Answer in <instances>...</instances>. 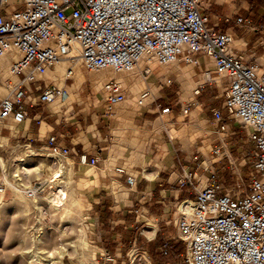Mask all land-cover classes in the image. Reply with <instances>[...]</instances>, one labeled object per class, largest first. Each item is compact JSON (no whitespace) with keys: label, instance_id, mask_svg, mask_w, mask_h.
I'll return each instance as SVG.
<instances>
[{"label":"built area","instance_id":"obj_1","mask_svg":"<svg viewBox=\"0 0 264 264\" xmlns=\"http://www.w3.org/2000/svg\"><path fill=\"white\" fill-rule=\"evenodd\" d=\"M5 2L0 0V5ZM234 23L250 26L242 16ZM232 38L230 31L210 24L201 0H21V8L0 13V59L10 57L9 73L18 79L0 99V124L8 120L21 124L27 119L26 105H47L63 96V88L40 82L64 60L68 61L67 81L77 66L114 72L143 67L150 73L153 64L197 66L201 57L210 58L214 69L204 74L224 86L223 107L247 130L255 149L253 174L247 192L239 185L226 190L212 175L207 185H195L192 198L179 201L176 227L186 245L185 263L264 264V67L235 53ZM30 84L39 92L36 97ZM101 90L109 108L125 100L123 85L116 78L105 81ZM148 95L145 91L141 96ZM168 112L169 107L161 110ZM213 113L221 119L219 110ZM51 150L58 156L68 154V149L56 145ZM219 151L217 147L215 153ZM79 159L90 164L98 160H88L84 153ZM3 174L2 197L7 189ZM194 176H186L181 186ZM43 191L41 182L24 189L33 199Z\"/></svg>","mask_w":264,"mask_h":264},{"label":"crops","instance_id":"obj_2","mask_svg":"<svg viewBox=\"0 0 264 264\" xmlns=\"http://www.w3.org/2000/svg\"><path fill=\"white\" fill-rule=\"evenodd\" d=\"M201 2L203 10L210 16V24L217 30L232 33L231 49L237 54L252 57L255 46L250 36L246 34L248 30L232 31L230 23L220 27L218 17L222 16L225 22H230L233 16H242L249 21V24L252 23L251 21L256 24V21H260L264 17V0H201ZM14 8H18V6L12 0H6L5 5H0V13L10 12ZM6 58V61H3L5 66L10 64V57ZM255 62L262 65L256 60ZM200 63L193 66L176 62L160 66L158 87L163 93L161 99L164 107H169L170 112L155 118V111L141 110V117L145 123L151 122L149 120L151 118L157 120L162 117L163 122L166 123L165 126H167V129L160 130L161 137H157V149L151 151L148 158H143L142 155L141 157L127 155L128 149L122 138L124 126H115L117 122H122L125 116H134V109L131 105H127L131 109L123 115L121 112H117V105L110 108L106 105L104 95L103 104L96 106L92 105L89 97L81 96L80 93L77 94L79 99L75 100L74 90L71 91L73 99L65 103L63 97L68 95L70 90L68 86L67 89L63 88L64 94L59 99L60 107L58 109L53 108L54 101L47 105H26L25 110L29 120L26 128L16 127V124L8 122L1 126L0 130L6 136H17L22 131L25 144L30 145L33 149H52L53 145L68 149V154L65 157L71 162V176H77L79 181L88 182L92 179L91 175L86 172L85 165L92 166L96 178L87 186V189L95 190L93 204L99 209L108 207L113 212L110 214L108 223L113 224L114 221L117 225L116 228L129 229L125 236L129 237L128 243L132 239L134 240L132 243H134L132 227L136 222L164 220L165 215L154 216V214H158L159 210L161 212V205L164 206L165 202L170 199L178 201L192 198L195 184L197 187L207 185L212 175L226 190H235V187L239 185L242 192H247L245 187H241V184L244 183L241 172L244 163L236 164L238 159L233 158L223 142L225 137L222 135L227 134L230 125H232L230 121H234L223 107L224 86L217 85L206 78L204 71L212 72L214 69L213 61L210 58L201 57ZM78 68L80 66H77ZM51 70H55V66ZM56 80V78L50 79L45 84L55 85ZM196 89H199L197 94L194 93ZM185 108H187V113H184ZM214 110L221 112V119L215 118ZM144 117L147 119L144 120ZM32 122L36 125L35 130L31 129ZM235 123L237 124L234 121L233 124ZM42 125H44L43 133H41ZM171 128L176 131V135H172ZM13 129L16 130V134L13 133ZM163 131L166 136L163 135ZM244 132L247 137V130L244 129ZM211 137L213 138L211 139ZM202 138L204 140L199 145L198 139ZM217 147H220V151L215 153ZM83 153L86 154L88 160L94 157L98 160L95 164L81 163L79 157ZM192 158L195 160V164L192 163ZM138 160H141L140 163L131 162ZM120 161L125 163L118 164ZM192 164L196 166L192 167ZM203 167L207 170H203ZM189 174L191 178L195 175V179L181 186V182ZM252 174L253 172L249 175ZM191 188L192 194H190ZM181 190L185 192H181ZM134 203L138 207L135 210L138 214L135 215V218L128 219L125 216L133 213L131 208ZM115 213H120L121 218L115 215V220H113ZM101 216L105 220L109 217H106V211L103 210ZM116 221H121L120 225L122 226H119ZM156 230L150 232L152 234L150 239L155 237ZM111 235L113 238V225ZM110 240L113 241V239ZM111 244L110 246L102 244L104 250L99 251V254L105 256L109 253L114 256L111 257L112 264H116L121 253L113 254V242ZM164 245L168 248L170 243L165 242ZM125 247L126 244L120 241L114 250Z\"/></svg>","mask_w":264,"mask_h":264},{"label":"rangeland","instance_id":"obj_3","mask_svg":"<svg viewBox=\"0 0 264 264\" xmlns=\"http://www.w3.org/2000/svg\"><path fill=\"white\" fill-rule=\"evenodd\" d=\"M12 1L18 8H21L19 6L21 0ZM235 19L236 17L233 16L230 22H225L222 16L218 17L220 27L226 25V23H230L232 31L248 30L246 34L250 36L255 46L254 53L250 52L253 53L251 58L261 63V66L264 67V17L260 21H256V24L251 21L252 23L249 28L236 25L234 23ZM152 66H154V69L150 73L143 72V67L136 68L132 72H114L111 68L98 71H88L82 67L78 68L85 76V81L74 89L73 94L75 95V100L79 99L77 98V94L80 93L81 96L89 97L92 105L100 106L103 104L104 93L101 88L98 90L95 89L96 79L94 76H91L103 70H105L104 72L108 71L107 79L116 78L123 85L125 100L117 105V112L125 115L131 109L127 105H131L132 109H134V116H125L122 122H117L115 126H124L123 136H121L126 143L125 147L128 149L127 155L129 156L141 157L142 155L143 158H148L149 153L157 149V137H161L160 130L167 127L165 125L157 127L156 122L159 119L154 120V118H151L149 119L151 122L145 123L141 117V110L144 111L145 109L155 111V118L160 117L162 115L161 110L164 107L163 100L161 99L163 93L158 87L160 84L159 70L161 67L157 64H153ZM8 68L9 65H6L2 74H0V99L10 93L11 87L18 81L16 77L9 73ZM43 79L40 82L41 85L48 83L52 78L44 75ZM59 80L60 78L55 81V85L60 88L58 85ZM74 82L73 79L65 81L66 86L63 88L67 89V86H70ZM29 87L32 90V95L37 96L38 92L34 90V84H30ZM145 91L149 92V95L146 97L148 98V102L144 107H139L137 106L138 101ZM133 102H135V105L132 104ZM138 115L140 116L137 117ZM145 119L147 118L144 117ZM8 122L13 124L8 120L4 124H0V127ZM230 123L232 124L230 125V130H228L226 135H222V137H225L223 142L229 153L233 155V158L238 159L236 164L239 162L244 163L241 167L244 180L241 187H245L246 189L249 183V174L253 172L252 166L255 149L253 143L246 137L244 132L245 128L238 123L233 124L234 121L232 120ZM19 126L21 124H16V127ZM35 127L36 125L32 122L31 129L35 130ZM131 128H138L146 133L144 135H137L133 133ZM13 130V133L16 134V130ZM9 131L11 132L10 128ZM162 133L166 136L164 131ZM5 136L0 130V178H2L1 175L4 173L3 176H5L6 180L23 192L22 194L26 200V204L14 200V191L12 187L7 185L6 192L1 198L4 203L0 206V264H45L46 261L43 260V257L47 251L54 252L55 264H112L111 257L113 258L114 256L109 253L105 256L99 254V251L104 250L102 244L110 246L112 242L113 254L115 252L121 253L117 258L116 264H186V245L179 238L175 219L178 214V203L181 200L177 201L169 198L170 200L166 201L164 206L161 205V212L159 210L158 214L156 213L154 216L158 215L160 217L165 215L162 221L136 222L132 227V236L135 238V242L132 243L134 241L132 239L128 243L129 237L125 235L126 232H129V229L125 230L122 227L116 228L117 225L114 221L113 224L108 223L111 217L110 214L113 212L108 207L99 209L93 204L92 199L94 200L93 192L95 190L92 188H84L82 190L77 188L76 184L80 181L77 176H71V165L65 163V156H58L51 149L31 148L30 145L25 144L22 131L17 136ZM203 140L204 138L198 139V144L201 145ZM132 153L133 155H131ZM57 159L62 160L63 163L61 184L66 185L68 191L71 192V196L79 199L81 202V206L74 208L67 218L55 217L48 201L45 199L50 191L54 190L57 186L49 178L51 171L58 169ZM140 161L131 162L140 163ZM181 162L183 161L181 160ZM124 163V161L118 162V164ZM192 163L195 164L193 158ZM39 164L42 165L39 174L32 172L26 177L22 173V170L16 171L17 168L22 169L23 166L34 168ZM191 166L195 167L196 165L193 166L192 164ZM34 182H41L44 189L43 195L36 199L30 198L24 192V189ZM181 192L185 191L181 190ZM192 192L193 190L191 188L190 194ZM185 194L190 195L189 193ZM131 209H133V213L125 216L128 219L130 217L135 218V215L138 214L137 211L135 212L138 209L136 203L133 204V208ZM102 210L106 211V217L109 216L106 220L101 216ZM115 215L121 218L120 213H115L113 214V220H115ZM116 223L122 226L120 225L121 221H116ZM112 225L113 238L111 237ZM153 230L157 232L155 237L150 239L152 234L149 232ZM81 231H83V239L80 238ZM116 231L119 233H115ZM110 239H113V241ZM83 240L86 243L85 248L82 244ZM120 241L126 244V247L120 250H114ZM165 242H169L172 245L183 242L184 253L179 256L177 262H174V260H171L170 257L165 255L168 251L164 245ZM61 248L64 250V254L59 256L56 251ZM154 253L165 255L164 257L166 259L158 261L153 257Z\"/></svg>","mask_w":264,"mask_h":264},{"label":"bare ground","instance_id":"obj_4","mask_svg":"<svg viewBox=\"0 0 264 264\" xmlns=\"http://www.w3.org/2000/svg\"><path fill=\"white\" fill-rule=\"evenodd\" d=\"M6 57L0 59V74H2L3 69L5 68V64L3 61H6ZM68 64V61H61L59 63L56 64L55 66V70H48L45 74V76L47 75L49 78H56L60 80L58 81V85L60 86V88H63L66 86L65 81H64V75H65V70H66V65ZM9 69V68H8ZM154 69V66L150 67V71H152ZM9 71V70H8ZM105 70L101 71L100 73L91 75L94 76V78L96 79L95 83L96 86L95 89H100L103 85V83L105 81H107V72H104ZM110 74V72H109ZM72 79L75 81L72 85L68 86L69 87V92L68 95L63 97L65 100V103H68L69 101H71L73 99L72 93L71 91L74 90L75 88L79 87L84 81H85V76L83 75V73L81 71H79L77 68L73 73ZM107 79V80H106ZM110 79V78H109ZM104 80V81H103ZM60 98L56 99L53 103V108L58 109L60 107L59 102H60ZM133 101V100H132ZM131 101V102H132ZM148 102V98H142V96L140 97L137 106L139 107H144L145 104ZM133 105H135V102L132 103ZM29 120L25 119L22 123H21V127L26 128L27 124H28ZM157 127H161L164 126L166 123L163 122L162 117L159 118V120H157L156 122ZM134 134L137 135H144L146 132L145 131H141L138 128H131ZM44 132V125H42L41 127V133ZM171 133L172 135H176V131L173 130V128H171ZM133 155V153L131 154ZM65 163H67L68 165L70 164V160L68 158L65 157ZM56 163L58 164V169L51 171L50 173V181H54L57 186L54 190H51L49 195L45 198L48 201V204L51 208V211H53L54 216L55 217H60V218H64V217H69L70 214L72 213V210L74 208H79L81 206V202L79 199L74 198L71 196V192L68 191L66 185L61 184L62 180H61V174H62V167H63V163L62 160L57 159ZM41 167L42 165L39 164L37 166H35L34 168H30L27 166H23L22 169L17 168L16 171L18 170H22V173L27 177L29 174H31L32 172H36V173H40L41 171ZM85 169L86 172L88 174L91 175L92 179L88 182L81 180L80 182H78L77 188L79 189H84L87 188V186L94 181V179L96 178V175L93 173V167L90 165H85ZM6 185L12 187L13 191H14V195H13V199L17 200V202H24V204H26V200L23 196V192L21 190H19L18 188L14 187L12 184H10L6 179H5ZM2 196L0 195V206L3 205V201H2ZM80 238L83 239V231L80 232ZM150 233V232H149ZM152 233V232H151ZM83 246L85 248L86 243L83 240ZM56 253L59 256H62L64 254V250H62V248L60 250H57ZM45 264H55L56 261L54 259V252L52 251H47L46 254L43 257Z\"/></svg>","mask_w":264,"mask_h":264},{"label":"trees","instance_id":"obj_5","mask_svg":"<svg viewBox=\"0 0 264 264\" xmlns=\"http://www.w3.org/2000/svg\"><path fill=\"white\" fill-rule=\"evenodd\" d=\"M181 243H179L177 245L170 244V246L168 248L166 247L168 249V251L165 255L167 257H170L171 260H174V262H177V260L179 259V256L183 255V253H184V245H183V242H181ZM165 255H161L160 253H154L153 257H155L156 260H158V261H163L166 259V257H164Z\"/></svg>","mask_w":264,"mask_h":264}]
</instances>
